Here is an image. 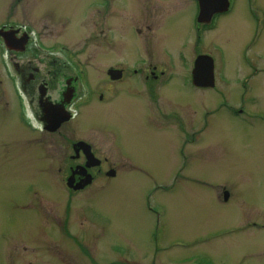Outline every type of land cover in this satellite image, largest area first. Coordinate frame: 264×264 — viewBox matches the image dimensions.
I'll return each instance as SVG.
<instances>
[{
  "label": "rangeland",
  "instance_id": "obj_1",
  "mask_svg": "<svg viewBox=\"0 0 264 264\" xmlns=\"http://www.w3.org/2000/svg\"><path fill=\"white\" fill-rule=\"evenodd\" d=\"M38 1L39 12L45 8L65 14L62 19L67 25L54 30L56 40L81 47L87 28L69 23L73 14L77 21L79 11H89L97 0H67L63 5L58 0ZM6 2L0 0V11ZM108 4L106 10L114 9L116 24L109 40L120 43L127 65L138 58L151 62L164 57L174 64L169 69L175 72L170 83L155 85L162 118L149 115L144 104L156 110L155 103L144 100L146 89L134 82L138 81L134 76L126 87H119L121 106L117 102L118 108L110 109L108 105V115L96 108L89 113V119L94 117L100 125L94 123L88 134L96 153L109 156L117 173L136 171L138 180L125 177L122 185L105 193L96 190L99 183H95L88 191L69 194L62 179L68 150L63 144L51 155L38 151L36 136L41 132L35 129L27 134L16 123L17 108L0 59V87L8 92L3 94L0 88V264H90L88 254L94 250L97 259L102 250L107 253L111 239L119 251L135 253L134 239L151 231L146 197L173 237L218 233L245 218L264 223V119L256 114L264 115V0H234L231 12L220 16L215 29L206 31L202 45L196 37V0H108ZM253 6L263 17H251ZM260 20L263 28L253 43L251 36ZM203 53H210L215 62L213 89H198L190 82L192 62ZM98 64L99 60L90 64L93 75ZM217 69L222 72L218 77ZM240 108L251 110L249 116L240 115ZM104 122L117 125L116 132L114 127L111 134L101 126ZM70 126L71 122L62 131L78 136ZM117 133L123 143L139 145L133 160L140 172L131 161L126 159L124 166L111 155ZM91 190L101 199L99 205ZM223 190L231 192L232 200L229 196L225 204ZM243 231L237 238L220 235L197 249L216 264H234L244 253L254 255L253 264H264V251H255L264 247L262 232Z\"/></svg>",
  "mask_w": 264,
  "mask_h": 264
},
{
  "label": "flooded vegetation",
  "instance_id": "obj_2",
  "mask_svg": "<svg viewBox=\"0 0 264 264\" xmlns=\"http://www.w3.org/2000/svg\"><path fill=\"white\" fill-rule=\"evenodd\" d=\"M66 1L58 0L56 3L63 5ZM95 2H90V4L93 5ZM38 3V0H7L6 5L0 11V49H2L0 59L2 66L7 71L8 92L13 98L11 102H15L17 108L16 123L25 128L23 130L27 134H29L28 131H35V129L43 134L38 132L36 137L38 142L40 140L38 151L46 155H51L50 152L54 149H61L63 144L65 145L66 150H68L64 156L67 167L64 168L62 179L69 194L88 191L95 183H99L96 190L105 193L109 189L112 190L122 185L125 177L131 180L134 176L138 180L139 173L136 171L126 172L125 170L117 173L115 164L110 161L109 156H99L96 153L88 134L90 130L94 129L95 126H92L94 123L100 125L94 117L92 120L89 119V113L93 114L94 108H96L97 110H104L103 114L108 115V105L110 109L114 106L115 108H118V105L121 106L123 100L117 98L119 91L121 92L119 87L132 81L133 76L138 79V81H133L146 89L144 100L154 102L156 107V103L161 98L156 92L155 85L158 88L160 84L170 83L175 73L174 71L171 73L169 70L174 65L173 62L167 57L151 62L138 58L133 65H127L120 53V43L109 40L113 36L111 28H114L116 24L112 20L114 9H111V13L106 10L109 9L108 0H97V4L89 11H79L77 21L73 14L69 25L79 24L82 29L86 27L88 31L85 40H83L84 43L79 48L60 39L56 40L54 30H61L67 25V22L62 19L65 14L56 11V13L44 11L45 8L39 12ZM213 3L214 1L211 4ZM232 8L233 5L226 12L214 13L209 22L197 24V35L201 45L206 31L215 29V24L220 16L230 13ZM250 12L251 17L256 19L255 14ZM82 16L84 17L82 18ZM212 26L213 28H210ZM257 41L258 39L252 40L253 43H257ZM213 49L220 52V47L215 48L213 46ZM85 50H89L90 54L82 52ZM210 50L212 49L210 48L207 52ZM203 54L211 55L210 53ZM95 59L99 60L100 64L97 65L98 69H95V75H93L89 69L91 63L95 64ZM243 61L249 64L253 63L252 60H247L245 57H243ZM156 64L159 65L156 66ZM149 66L152 68L145 72ZM215 68L214 62V71ZM216 74L219 75L222 72L217 69ZM214 81L211 87H201V89H213ZM198 89L200 88L198 87ZM111 91H113L112 94H110ZM1 92L3 94L8 93L7 91L4 92L2 88ZM115 92L118 94L116 95ZM11 102L7 105H10ZM117 102L119 104L115 105ZM144 105L147 107L149 115L154 113V116L163 117L157 107L156 110H151L148 109L146 103ZM238 111L244 117L249 116V111L251 112L246 108H240ZM256 114L264 119L263 114ZM62 118H66V120L62 122ZM69 122H71L69 130L77 129L78 136L67 135L62 131ZM57 123L59 124L54 130H49L48 127ZM84 126L89 127L85 133L81 130ZM101 126L107 127V130L112 132L111 134H114L111 129L114 127V132H116L117 125L115 124L110 125L108 122H104ZM176 127L179 130H185L184 126L177 125ZM118 136L119 140L116 143L114 135L111 155L116 156L114 159L117 163L124 164V166L125 163L131 161L135 167L134 170L137 169L140 172V166L133 160L136 158L134 149L138 148L139 145L130 142L123 143L120 134ZM77 142H84L85 145L78 146L76 149L74 145ZM85 150L90 151L94 157L87 160ZM141 170L143 171V169ZM69 177L71 179L70 186L67 184ZM87 179L89 182L85 183ZM115 180L118 182L113 183L112 181ZM94 191H90L91 197L99 205L98 201L101 199L94 195ZM230 193L223 190V204L232 200ZM150 199L152 203V197ZM144 206L152 217L151 231L142 238L134 239L133 245L138 248V251L135 253L119 251L115 245L116 240L111 239L107 253L105 250H102L101 253L97 252V259L92 254L94 250L88 254L90 264H216L207 253L198 250L197 247L223 237L220 235L240 237L244 233L243 229L249 230L251 228L259 230L257 231L258 234L262 232V239L264 240V223L250 218H245V221H236L235 226L232 224L228 229L224 228L218 233L209 231L192 238L173 237L168 233L165 223L159 220L158 211L154 209L153 204L148 205L147 197L144 198ZM122 235L124 234H120L118 237L123 243L125 238ZM255 251L263 252L264 247ZM249 256L247 253L242 254L234 264H248V261L253 264L254 255Z\"/></svg>",
  "mask_w": 264,
  "mask_h": 264
},
{
  "label": "water",
  "instance_id": "obj_3",
  "mask_svg": "<svg viewBox=\"0 0 264 264\" xmlns=\"http://www.w3.org/2000/svg\"><path fill=\"white\" fill-rule=\"evenodd\" d=\"M213 0H198L199 3V14L197 17V20L200 22L202 20H207L212 11H223L226 9L227 2L225 0H219L218 6L215 9H211V3ZM212 61L208 56L205 55H199L194 61L193 69H192V82L196 86L200 87H207L212 86ZM66 119V118H65ZM62 118V120H65ZM59 123L56 125H53L52 127H48L49 130H54ZM85 145L82 142L76 143L74 146L77 149L78 146ZM89 149V146H87ZM87 159L92 158V154L85 150ZM89 182V179L85 181V183ZM67 184L71 185V179L69 178L67 180Z\"/></svg>",
  "mask_w": 264,
  "mask_h": 264
}]
</instances>
